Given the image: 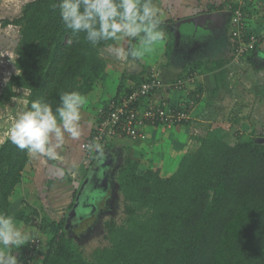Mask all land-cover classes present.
Segmentation results:
<instances>
[{
    "label": "trees",
    "instance_id": "16d2710c",
    "mask_svg": "<svg viewBox=\"0 0 264 264\" xmlns=\"http://www.w3.org/2000/svg\"><path fill=\"white\" fill-rule=\"evenodd\" d=\"M160 1L154 0L156 4ZM57 2L30 0L19 17L0 19V31L17 30L19 38L16 48L0 46V57L11 54L1 63L15 70L0 103L19 97L24 90L28 93L27 108L33 100H41L52 103L55 109L63 93L79 91L87 96L106 74L108 62L101 52L117 41L92 46L84 33L74 34L63 25L59 9L53 7ZM226 6L210 5L208 11H222ZM233 8L229 20L236 10L248 15V9L238 4ZM257 13L264 36V10ZM161 17L167 37L164 56L170 59L177 37L172 24L182 18ZM263 45L262 34L256 36L255 30L244 28V36L231 44L230 58L221 55L185 64L183 80L191 78L195 84L198 77L224 69L239 53L249 51L253 57L248 62L261 66L258 60L263 59ZM152 74L124 72L114 98L99 108L95 127L100 109L106 110L112 102L138 92ZM203 91L199 85L191 91V98L179 100L173 110L187 115L189 121ZM168 95L166 92L163 100L169 104ZM237 132L233 137L219 130L195 137L197 150L184 156L170 176H163L160 169L141 171L142 163L126 156L113 177L119 186L121 214L115 217L112 213L103 220L100 245L88 253L66 229V218L79 192L76 188L69 204L58 207L60 210L50 208L57 218L42 219L38 230L46 240L37 237L38 247L20 248L23 264H264V132ZM93 134L94 130L85 142ZM115 140L107 141L104 150L112 151ZM101 155L95 152L93 162ZM29 159L27 150L19 149L11 139L0 147V211L25 224L30 223L33 213L13 212L12 199ZM33 212L40 216L38 210Z\"/></svg>",
    "mask_w": 264,
    "mask_h": 264
},
{
    "label": "rangeland",
    "instance_id": "374dc122",
    "mask_svg": "<svg viewBox=\"0 0 264 264\" xmlns=\"http://www.w3.org/2000/svg\"><path fill=\"white\" fill-rule=\"evenodd\" d=\"M26 1L27 0L22 1L17 5V0H1L0 19L6 17H19L24 7H22L21 5L25 4ZM250 1L251 0H212V2L217 6L226 4L230 9L229 13H232V8L237 4L241 8L248 9V15H246V17L245 14L240 18L236 16L235 18L233 17L229 20L230 24L229 22L226 23L228 34L223 35V37L227 38V40L225 41L226 44H229V42L232 44L230 37H233L234 39L233 44L238 42L235 35V32L238 31V27L243 31L244 28H247V30L249 31L255 30L256 36L262 34L264 40L261 27L262 22L260 21L261 19L257 13V11H260L261 9L264 10V0ZM170 2L171 0H161L159 3H157L160 14L164 15L165 18H168L169 15L166 12L168 9H170L168 7ZM185 14V12H182L180 14V18H185L187 16ZM243 18H246V21L241 20ZM234 20L236 24H239L238 27H236L235 25L232 26V21ZM16 33L17 30H5L4 32L0 33V41L3 42V44H10L11 47L13 45L16 48L19 42V38ZM189 35L190 34L187 31V26H184L182 27L181 31L177 33V39L185 36L186 38L180 40H184L187 42L186 39L190 37ZM201 38L205 40L204 37L201 36ZM129 43L130 42L126 38L121 39L120 41H117L116 45L112 48H127L129 46ZM112 48L104 49L101 52V56L105 58L108 63H111L110 58L116 60L118 57L112 51ZM201 48H203L202 45ZM209 48L212 49V46H210ZM261 50L264 53L263 46L261 47ZM216 54H220V52H217ZM9 55L11 56V54ZM197 55L183 58V63H190L193 60H197L198 58L204 61L209 60L207 55H210V53H206L205 49L203 48V51L200 50V52H197ZM7 56V54L2 55V57H0V63L1 60L5 58L7 60V58H10V56ZM210 56L213 57L214 55ZM223 56L224 58L228 59L231 57V54L228 53ZM252 57L253 56L251 51L247 52L245 55H241V53H239L236 56V59L231 62L232 64L230 63V65L226 66L224 69L207 76L198 77V79L194 82L195 84H191L189 81H186V86L183 91L173 93L170 92V94L165 98H167L169 101V108L173 109V107H176L179 104V100L184 101L186 98L190 97L191 91L196 90L199 85L204 88L202 95L199 97L197 109L190 116V120L188 122L183 121V125L182 123H179L171 127L160 126L156 128L158 129V131H160L161 137L153 153L151 150V153L149 154L144 148H138L136 149L137 156H135L131 155L130 151H126V149L123 147L124 149H120L121 153H118L116 156L115 160L117 165H120L122 162H124L126 156H130L131 158L139 160L142 163L140 167L141 171H146L151 168L160 169L163 176H170L177 169L180 160L184 156L194 153L197 150L199 144L195 137H206L211 133H216L218 130L225 134H231L232 137L235 136L236 133H238V130L240 132H244L245 134H249L252 129H261L264 132V65H262L264 64V56L263 59L258 60L259 63L261 62V66L251 65L248 61ZM0 65L3 66L2 63ZM4 65L5 67L2 68V71H0V75H2V78H0V96L7 84L10 75L15 71L13 67H9L6 64ZM146 65L149 73L153 70L157 72L159 71L158 73L161 78H163V75L161 73L162 71L167 73V76L164 74L165 78L163 80L165 82H171V80L174 81L176 79H183V75L181 74L180 70V66L183 64H179L178 67L174 68L168 67L169 69L164 66L162 68L160 67V69H156L155 67H153V63L148 62L146 63ZM136 67L137 69H139V66L136 65ZM224 72L226 74H223ZM108 75L114 76V78H111ZM115 75L116 73L114 70H109L102 76V79L100 81V83L104 85L101 86L102 90H100L102 95H106L105 92L112 94L114 89L120 85L122 76L119 74V77H115ZM210 78L211 81H209ZM208 81L211 82V84L204 85V83H207ZM165 94L166 93H162L160 95L164 96ZM27 104L28 93L24 90L21 91V95L19 97L14 98L8 102L0 103V147L8 139H10L9 130L14 120L15 113L18 111L26 110ZM115 151L119 152V147H117ZM138 151L140 152L139 154L142 153L143 155L138 156ZM29 155L31 156V158H33L34 154ZM84 164V174L86 175L84 176L83 180L87 178L90 168H92V166L94 165L87 153L84 154ZM28 167L29 166H27V168ZM30 176L31 175H29V177ZM27 178L23 177L21 183L22 185L20 184V186L14 193L15 197L12 204V211L17 212L23 210L29 215L33 213V216L31 218L32 220L29 224H25L24 222H19L18 224L23 225L24 229L32 234V239L39 237L45 241L46 236L38 230L42 219L45 217L57 218L54 214L55 212L51 211L50 208H52L53 206L55 209L60 210L65 204H42L40 197L44 196V194H42L43 182H39L40 184L38 183V185L35 186L30 182L32 181V178L31 180H29L27 185ZM113 181L115 185L111 186L109 184V191H111L112 193V200L110 202L112 203L114 201V203L108 206L109 209H104L103 211H101L102 213L99 215L101 217L100 221H98L97 223L95 221L94 224L90 226L89 230H85V233L88 234L86 238L84 234H81L80 242L77 239V242L85 247L88 253H91V250L100 245L101 241L103 240V220L111 216L112 213H114L115 217H119L121 214V201L118 195L119 186L116 180ZM24 184L27 185L26 188H22V186H25ZM34 199L39 204H31L33 201H35ZM34 210L39 211V217L34 214ZM24 246H28L30 248L31 241H29ZM13 251V254L16 255L19 259V264H23V260H21V258L19 257L21 252L20 249Z\"/></svg>",
    "mask_w": 264,
    "mask_h": 264
},
{
    "label": "clouds",
    "instance_id": "9594fccd",
    "mask_svg": "<svg viewBox=\"0 0 264 264\" xmlns=\"http://www.w3.org/2000/svg\"><path fill=\"white\" fill-rule=\"evenodd\" d=\"M53 7L59 9L67 29L74 34L84 33L94 47L126 38L130 42L127 48H112L121 59L139 60L151 55L166 38L164 21L154 0H58ZM87 102L88 97L79 91L63 93L55 109L50 102L33 100L29 108L15 113L9 130L11 142L29 154L56 159L66 134L72 139L81 137L82 109ZM105 145L94 139L82 144V148L92 153L93 162L95 152H110L104 150ZM29 241H33L32 234L13 215L0 211V264H19L13 250Z\"/></svg>",
    "mask_w": 264,
    "mask_h": 264
},
{
    "label": "crops",
    "instance_id": "0c3cea01",
    "mask_svg": "<svg viewBox=\"0 0 264 264\" xmlns=\"http://www.w3.org/2000/svg\"><path fill=\"white\" fill-rule=\"evenodd\" d=\"M17 5L20 4L22 1L25 0H17ZM30 0H27L26 2H29ZM25 2V4H26ZM171 3V5H170ZM169 3V8L167 10V14L173 18H180V14L182 12H185L187 15L185 18H182V20H186L188 18L199 16L202 14H208L209 12V6L214 5L212 0H171ZM25 4H22L23 7ZM20 6V7H21ZM185 10V11H183ZM217 12H223L225 13V24L222 28H218L215 30H211L209 27L206 29V26H202L203 29H197L193 25L185 24L182 25L179 28L174 27L176 23L172 24V27L176 29V35L178 32L181 31L182 27L187 26V31L190 34L186 40H180L186 38L185 36L180 37L177 39L176 37V43L173 50V54L170 59L165 58V45H166V38L165 40L158 45L156 51L148 55L142 59L136 60L129 57H125L123 59H117L113 60V58H110V62L108 63L107 71L114 70L116 75L115 77H119V74L122 76L124 72H128L129 70V64L132 61H135L137 66H139V69H137L136 65L131 67L132 71L128 73H138L141 71H148L146 63H153V67L156 69H160L163 66L166 68H174L178 67L179 64H183L180 66V70L185 64L183 63V58L197 55V52H200V50L203 51V48L205 49L206 53H210V55H214L213 57L210 55H207L209 60H212L213 58H218L219 56L225 55V54H231L233 51H231L232 46L231 43L226 44L225 41L227 38L223 37V35H227V22H229V11L227 8L222 11ZM210 13V12H209ZM215 13V12H212ZM200 23V22H199ZM208 25L210 23H207ZM214 24H212L213 26ZM210 29V30H209ZM4 31H0L2 33ZM204 37V39L201 38ZM233 38V37H232ZM231 39V38H230ZM232 41V40H231ZM234 41V39H233ZM232 41V42H233ZM201 43V44H200ZM225 43V44H224ZM201 45L203 48H201ZM0 46H3V42L0 41ZM212 46V49L209 47ZM264 47V45H263ZM225 49V50H224ZM217 52H220V54H216ZM199 55V54H198ZM197 55V56H198ZM197 60H201L198 58ZM196 61V60H193ZM3 63V62H2ZM232 64V63H231ZM149 66V65H148ZM151 66V65H150ZM5 65L3 63V66L0 65V71H2V68H4ZM146 68V69H145ZM168 68V69H169ZM155 69V70H156ZM159 72V71H158ZM163 75V79L165 78V75L167 76V73L161 72ZM165 74V75H164ZM223 74H226L225 72ZM109 76V75H108ZM107 76V77H108ZM221 76V75H220ZM111 78H114V76H109ZM203 77V76H202ZM0 78H2V75H0ZM213 79V78H212ZM211 81V78L209 79ZM204 83L205 84H211V82ZM169 82V81H168ZM166 82V83H168ZM101 86H104L103 84L99 83L93 92H91L88 97V102L85 105V107L82 109V120H81V129H82V135L79 139H72L70 136L66 134L65 136V142L62 145V147L58 150V154L56 159H49L47 157L39 156V155H33V158L29 159V162L27 168L24 170L23 177L27 178L29 175H31L26 182V184L29 182L33 183L35 186L38 185V183H42L43 187V193L44 196L41 198L42 204H69L72 200L73 192L76 190V188H80L81 184L83 182V178L86 174L85 172V164H84V152L82 149V144L85 142V140L91 135L93 130L95 129V125L98 121V110L99 108L109 102L117 93V89L119 86H117L112 94L106 93V95H102L100 90H102ZM172 92V91H171ZM163 93V92H162ZM168 94H170L168 92ZM154 98H163L160 94H157L154 96ZM157 127H150L147 129V140L145 142H132L127 139L123 140H115L113 143L115 145V149L119 147V152H116L113 148L112 151H114V156L116 157V153H121L120 149H126V151H130L131 155H136V149L138 148H144L147 153H153L154 149L157 147V144L160 140L161 134ZM124 147V148H123ZM151 150V151H150ZM133 152V153H132ZM135 153V154H134ZM140 153L139 151L137 152ZM143 154H139L138 156H142ZM25 175V176H24ZM39 183V184H40ZM22 185V184H21ZM25 185V184H24ZM28 185V184H27ZM22 186V188H26V186ZM14 197L12 199V204L14 202ZM35 200V199H34ZM31 204H39L36 200L33 201ZM38 207V206H37Z\"/></svg>",
    "mask_w": 264,
    "mask_h": 264
},
{
    "label": "built area",
    "instance_id": "2783aa9c",
    "mask_svg": "<svg viewBox=\"0 0 264 264\" xmlns=\"http://www.w3.org/2000/svg\"><path fill=\"white\" fill-rule=\"evenodd\" d=\"M241 10H236L233 17H242ZM242 20V19H241ZM238 27L235 20L232 26ZM238 41L244 36V31L238 27L235 32ZM149 80L145 82L138 92L126 95L119 102L111 103L108 108L100 109L99 123L94 129V134L84 144L94 139L102 145L114 139H128L133 142L147 140V129L150 127L175 126L189 117L169 108L163 98H154L157 94L166 92L183 91L186 81L193 83V79H178L175 83H166L157 71H152ZM83 144V145H84ZM85 151V150H84ZM88 156L92 153L85 151ZM40 240L35 238L31 241L32 248L38 247Z\"/></svg>",
    "mask_w": 264,
    "mask_h": 264
},
{
    "label": "water",
    "instance_id": "95a60500",
    "mask_svg": "<svg viewBox=\"0 0 264 264\" xmlns=\"http://www.w3.org/2000/svg\"><path fill=\"white\" fill-rule=\"evenodd\" d=\"M225 13L215 12L202 14L199 16H194L186 20L180 21L174 25V27L179 28L182 25L189 24L193 25L197 29H203L202 26L209 27L211 30L222 28L225 24ZM200 23H197L199 22ZM207 23H210L209 25ZM206 24V25H204ZM212 24H214L212 26ZM209 29V30H210ZM137 65L135 61H132L129 65L128 72H131V67ZM114 152L106 151L102 153L97 162L90 168L87 178L83 181L77 197L75 199L74 206L69 212L66 220V229L69 232L74 231V222L78 219V224L83 223L91 216L98 214L99 207L98 201L103 194H106L109 190L110 178L114 179V170L117 167L116 157ZM112 169V170H110ZM112 173V174H111ZM111 175V176H110ZM103 211V210H102ZM82 214V216H80ZM74 224V225H73ZM90 229V228H89ZM88 229V230H89ZM91 232V231H90ZM85 237L88 235L83 233Z\"/></svg>",
    "mask_w": 264,
    "mask_h": 264
},
{
    "label": "flooded vegetation",
    "instance_id": "af4514ba",
    "mask_svg": "<svg viewBox=\"0 0 264 264\" xmlns=\"http://www.w3.org/2000/svg\"><path fill=\"white\" fill-rule=\"evenodd\" d=\"M114 180V179H113ZM112 180V178H110V185H114V181ZM112 200V193L111 191L108 190V192L106 194H103L102 197L100 198V201H98V207L99 209L101 208V210H103L104 208L109 209L108 206H110L111 204L114 203V201L111 203L110 201ZM110 202V203H109ZM102 212H98V214L89 217L88 219H86V221H84L83 223H77L78 219L74 222L75 226H74V231L70 232L72 234V236H74L76 238V240L78 239V241L80 242V238H81V234H83L85 232V230L89 229L90 226L92 224H94V222L96 221V223L98 221L101 220V217L99 216ZM82 216V214L80 215ZM67 220V218H66ZM73 224V225H74ZM92 232V231H91ZM86 238V237H85Z\"/></svg>",
    "mask_w": 264,
    "mask_h": 264
},
{
    "label": "bare ground",
    "instance_id": "6f19581e",
    "mask_svg": "<svg viewBox=\"0 0 264 264\" xmlns=\"http://www.w3.org/2000/svg\"><path fill=\"white\" fill-rule=\"evenodd\" d=\"M200 22V21H199ZM199 22H197V23H199Z\"/></svg>",
    "mask_w": 264,
    "mask_h": 264
}]
</instances>
